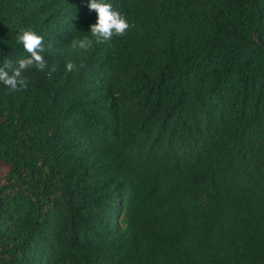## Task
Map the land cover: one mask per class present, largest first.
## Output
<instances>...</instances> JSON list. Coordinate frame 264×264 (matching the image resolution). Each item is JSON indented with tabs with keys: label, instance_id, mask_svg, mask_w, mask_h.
<instances>
[{
	"label": "trees",
	"instance_id": "16d2710c",
	"mask_svg": "<svg viewBox=\"0 0 264 264\" xmlns=\"http://www.w3.org/2000/svg\"><path fill=\"white\" fill-rule=\"evenodd\" d=\"M105 2L0 0V264H264V0Z\"/></svg>",
	"mask_w": 264,
	"mask_h": 264
},
{
	"label": "clouds",
	"instance_id": "9594fccd",
	"mask_svg": "<svg viewBox=\"0 0 264 264\" xmlns=\"http://www.w3.org/2000/svg\"><path fill=\"white\" fill-rule=\"evenodd\" d=\"M87 8L89 11H94L97 18L96 22L90 25V33L94 39L85 37L76 43V46L81 50L87 51L92 48L94 42L109 43L114 35L124 36L130 27L126 18L105 0H88ZM16 42L23 46L28 55L18 59L15 63L5 59L3 65L0 66V83L11 92H19L28 87L29 80L24 73L29 69L44 71L48 68L49 73L56 71L55 65L49 67L45 59L48 49L45 48L43 37L31 28L21 29L16 36ZM85 67L83 61L80 62L79 67L76 63L69 61L65 65V71H80Z\"/></svg>",
	"mask_w": 264,
	"mask_h": 264
},
{
	"label": "rangeland",
	"instance_id": "374dc122",
	"mask_svg": "<svg viewBox=\"0 0 264 264\" xmlns=\"http://www.w3.org/2000/svg\"><path fill=\"white\" fill-rule=\"evenodd\" d=\"M2 169H0V173H1Z\"/></svg>",
	"mask_w": 264,
	"mask_h": 264
}]
</instances>
